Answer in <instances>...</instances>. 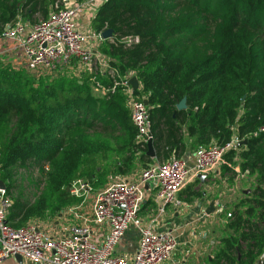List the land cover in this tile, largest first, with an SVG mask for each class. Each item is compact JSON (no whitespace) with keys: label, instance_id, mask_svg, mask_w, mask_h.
Returning <instances> with one entry per match:
<instances>
[{"label":"trees","instance_id":"obj_1","mask_svg":"<svg viewBox=\"0 0 264 264\" xmlns=\"http://www.w3.org/2000/svg\"><path fill=\"white\" fill-rule=\"evenodd\" d=\"M62 3L0 0V34L17 19L34 22ZM90 26L95 33H113L99 45L115 72L98 71L104 88L129 73L139 81L133 95L147 100L154 157L147 155V142L136 139L120 84L97 94L88 72L77 76L65 69L51 77L0 61V180L11 200L10 226L79 202L67 191L75 179L103 187L96 188L103 173L101 148L117 153L141 148L147 168L236 136L243 142L241 155H251L252 167L264 171V0H103ZM128 37L137 41L127 42ZM34 76L51 80L34 86ZM183 97L186 108L177 110ZM115 164L120 175L130 161ZM251 203L243 214L233 212L229 226L240 233L224 241L210 264H253L262 254L264 199ZM148 205L153 206L150 197Z\"/></svg>","mask_w":264,"mask_h":264},{"label":"built area","instance_id":"obj_2","mask_svg":"<svg viewBox=\"0 0 264 264\" xmlns=\"http://www.w3.org/2000/svg\"><path fill=\"white\" fill-rule=\"evenodd\" d=\"M62 4L63 7L55 4L47 17L39 18L29 28L17 19L3 29L0 37L17 44L22 56L20 65L29 72L55 76L68 67L78 75L91 74L96 92L123 86L132 122L138 130L137 141L151 140L145 99L134 96L128 84L132 74L114 81L109 88L96 79V70L112 76L115 72L95 52L96 43L103 40L101 33L86 32L78 26L76 13L86 2L63 0ZM242 144L234 136L224 144L199 146L192 153V165L184 158L170 156L144 168L136 179L113 175L99 189L82 178L75 179L67 189L79 202L65 208L70 222L63 231L42 228L37 220L21 227L10 226L6 215L11 200L0 190V263L21 255L36 264H168L178 246L176 228L160 229L168 207L179 209L182 202L178 193L199 175L218 173L226 152ZM44 167L47 169L48 165ZM148 197L153 206L146 212ZM130 229L137 232L138 240L136 250L128 256L118 247Z\"/></svg>","mask_w":264,"mask_h":264},{"label":"rangeland","instance_id":"obj_3","mask_svg":"<svg viewBox=\"0 0 264 264\" xmlns=\"http://www.w3.org/2000/svg\"><path fill=\"white\" fill-rule=\"evenodd\" d=\"M64 4H60L59 7H63ZM83 13V8L77 10L76 19L79 14ZM41 18L39 16H35L34 22L28 23L27 21L20 19V23L24 24L26 28H29L32 24L37 22V20ZM87 23L90 24V21ZM86 32H94L91 27ZM99 43L96 44L95 48L99 50ZM98 57L106 59L105 54L102 52H98ZM4 63L10 64L15 70H25L21 65H12L11 62L6 60H0ZM109 65V63H108ZM68 69V73H72L77 75L74 70ZM63 69L62 71H64ZM107 72H108V68ZM26 71V70H25ZM61 71V72H62ZM96 73L97 70H96ZM59 75L56 74L57 77ZM50 76V75H48ZM48 77H40L34 76V86L38 85L40 81L45 79L44 81L51 80ZM101 90L97 91V94H102ZM185 139L188 141L186 136L185 128L183 126ZM215 141H210L205 145H208ZM241 151H243V146L238 147L232 151L231 158L230 156L226 157V166L224 169H221L219 177L214 179H208L205 183H199L193 181L189 186H185L180 194L179 200L182 202V211L177 215V217H173L169 215V217L164 221L161 227L167 228H176L178 231V239L179 242L181 239L179 238L182 234L183 229L184 236L190 233V236H196V241L199 244V248L203 247L202 260L203 264H210V260L216 258V255L219 253L221 249L225 247V240H236L240 230L238 228H233V226H229L231 219L233 218V212L239 211L240 214H243V210L245 207L252 205L251 201L253 199H264V171H261L259 166L255 169L252 164L254 163L251 155H241ZM141 148L139 149H131L127 150L123 153H117L105 148L99 149V156L101 155L103 173L102 176L99 177L100 184H96V188H99L106 184L113 175H115L114 166L115 163H120L124 159H128L130 164L127 167H123L124 172L120 175L125 176L129 179H136L139 173L146 167L148 161L144 160L141 157ZM191 154L187 153L186 156H183L189 163L192 162L189 159ZM72 159L74 163L77 160V156L72 155ZM243 163H246L243 169ZM114 169V170H113ZM119 174V173H118ZM37 176V175H36ZM82 178V177H81ZM213 201V211L210 213H206L204 208L209 205ZM217 203L220 204L221 210L217 209ZM75 204V203H73ZM71 205V204H70ZM65 206L63 209L58 210V213L48 212L45 219H35L31 221H36L41 225L42 228L51 229V231H63L70 222L69 215L65 212ZM146 212H149L150 206L144 207ZM259 211V210H258ZM228 213H232V216H228ZM244 216V215H243ZM252 219H256L252 217ZM30 221V222H31ZM181 228V229H180ZM133 233H137L135 230ZM132 233H126L123 238L127 239V241L132 240L133 236H127ZM137 238V236H136ZM202 251V249H201ZM176 252V251H175ZM264 253V246L262 254ZM260 255L255 259H259ZM26 264H36L33 261L27 260Z\"/></svg>","mask_w":264,"mask_h":264},{"label":"crops","instance_id":"obj_4","mask_svg":"<svg viewBox=\"0 0 264 264\" xmlns=\"http://www.w3.org/2000/svg\"><path fill=\"white\" fill-rule=\"evenodd\" d=\"M81 2H86V4L82 7L83 13L78 15L77 22H78V26L82 30L87 31L88 30L87 27L89 24L87 22L90 21V23H91V19L95 15L98 6L103 2V0H92V1L82 0ZM90 27L91 26L89 24V28ZM101 42L102 41H100L99 44ZM94 44H95V42H94ZM95 52L98 53L99 50L96 49ZM21 58H22V56H21L20 48L17 46V44L14 43L13 40H7V39L0 37V60H6L8 62H11L12 65H17V64L20 65ZM190 156H192V153ZM189 159H191L192 162L191 163L188 162V163L190 165H192L193 164V157H190ZM220 172L221 171H219L218 173H215V174H210L207 177H204L202 180H200V183H203L204 181L206 182L210 178L214 179V178L219 177ZM181 191L178 193V198L180 197ZM219 206H221V205L217 203V209L219 208ZM207 207H208V205H207ZM207 207L204 208L205 212L207 210ZM181 208H182V206L179 209L174 210L171 208V206L168 207V216H166L164 218V220L162 221V224L164 223V221H166V219L169 217V215H172L173 217H177V215L180 213V211H182ZM165 228H167V227H161L160 226V229H165ZM185 230L183 229L182 234L179 237L181 239V241L179 242V239H178V246H177V249L175 250L176 252H174V254L171 258V261L168 264H203V260L201 257L203 250H204L203 247L201 246V248H199V244L196 241V239H197L196 236H190V233H188L187 235L184 236ZM133 231L134 230L130 229L126 232V233H128V232L132 233L130 235H127V236H133L132 240L127 241L128 238L127 239L123 238L121 243L119 244V247H118V250L120 252H122L128 256H131L137 247L138 237L136 238V236H138V234L133 233ZM178 231H179V229H176L177 236H178ZM201 249H202V251H201ZM26 262H28V261H27V259H24V258L22 259V262L19 263L14 257H10L0 264H26Z\"/></svg>","mask_w":264,"mask_h":264},{"label":"water","instance_id":"obj_5","mask_svg":"<svg viewBox=\"0 0 264 264\" xmlns=\"http://www.w3.org/2000/svg\"><path fill=\"white\" fill-rule=\"evenodd\" d=\"M112 29H106L104 31L101 32V37L102 39H108L110 37H112ZM128 84L131 86L132 90H136L139 88V81L137 79V77L135 75H132L129 79H128ZM243 98V97H242ZM145 105H147V100H144ZM186 108V99L185 97H183L176 105V109L177 110H183ZM147 145H148V149H147V155L154 157V151L152 148V144H151V140L147 141ZM200 180H202L204 178V175L201 174L199 175ZM147 187V186H146ZM5 185L4 183L0 180V190H4ZM68 191V189H67ZM214 209L213 207V201H211L207 207L206 213H210L212 212ZM14 258L21 263L22 262V256L21 255H15ZM253 264H264V253L260 255L259 259L256 260L255 263Z\"/></svg>","mask_w":264,"mask_h":264}]
</instances>
